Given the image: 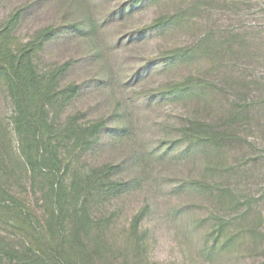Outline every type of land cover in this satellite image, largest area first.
<instances>
[{"label":"rangeland","instance_id":"rangeland-1","mask_svg":"<svg viewBox=\"0 0 264 264\" xmlns=\"http://www.w3.org/2000/svg\"><path fill=\"white\" fill-rule=\"evenodd\" d=\"M73 22L91 23L94 32L43 40L45 30L57 35ZM93 43L113 69L110 86L91 80L102 76L88 57ZM28 47L38 74L62 72L57 90H81L46 105L48 128L37 153L32 129L15 124L0 74V182L21 193L37 228L15 227L0 214L5 264H264V0H0V71ZM170 52L181 55L147 71L149 61ZM173 82H190L192 92L168 97ZM123 104L125 137L88 148L68 134L100 122L114 128ZM244 104L247 112L239 109ZM39 107L35 98L31 109ZM232 108L239 109L234 117ZM196 120L236 138L219 150L195 144L184 132ZM22 151L33 155L29 164ZM131 152L141 154L139 163L110 177L123 184L140 171L139 184L101 196L97 184L85 186L97 169ZM54 176L80 184L59 223L48 221ZM220 219L228 222L222 234ZM232 232L236 239L214 253V237Z\"/></svg>","mask_w":264,"mask_h":264},{"label":"trees","instance_id":"trees-1","mask_svg":"<svg viewBox=\"0 0 264 264\" xmlns=\"http://www.w3.org/2000/svg\"><path fill=\"white\" fill-rule=\"evenodd\" d=\"M140 1V0H137ZM122 11V10H120ZM162 22L158 21L151 28L160 27ZM70 29H64L59 34H55L50 29L44 31V39L45 41H49L53 38H58L61 35H69L72 32H78L79 35H91L94 32V25L89 24H81L78 22H73L70 26ZM93 48L89 51L88 57L89 60L96 64H100L99 73L102 74L99 78L94 77L91 80L94 81L95 85L103 86V85H111L113 83L114 73L113 69L107 65L105 59L102 57V52L97 43L92 44ZM31 48H26L24 50V54L16 57V61L13 58L8 61L7 65H3V71H0L1 76L5 79L8 91L14 101L16 116H15V124L19 127L20 130H26L30 133V129L33 131V148L36 147L37 153L40 151V146L44 141L43 130L48 128L47 118L45 115V107L47 104H53L54 102H65L69 101L76 96L80 92V88L77 85H69L62 90H57L55 85L58 82V76L61 73L55 74L51 77L47 76V73L38 74L35 70V66L30 59L29 50ZM188 50H185L183 53L185 55L188 54ZM181 55L176 52H170L168 55H161L156 57L151 62L147 63V71L150 69H159V68H167L173 62L176 61V58ZM102 57V58H101ZM72 61L65 62L61 67L66 70L71 67ZM99 62V63H98ZM190 82H173L166 86L167 96L179 98L180 96L187 95L192 92V86ZM159 88L158 90H160ZM164 95V93L159 92L152 96V98H159V96ZM37 100L40 103V107L38 111H33L31 109V102L33 100ZM150 98L149 100H152ZM124 110H122L120 118L117 119L115 127L112 129H107L105 122H100L94 125L89 126L86 130L77 131L76 129H69V135H75L77 141L80 140L82 145H86L88 148L92 146H96V148L102 147L105 144L104 140L111 142L114 137H125L128 134L129 126L128 120L125 116L126 111L128 109V105L123 104ZM248 110V105L244 104L239 109ZM239 109L236 110L234 108L231 109L230 115L233 117L239 113ZM200 128V132L196 131L195 128ZM231 127L228 125L227 128ZM188 131V132H187ZM184 132L185 136H189L191 142L197 143L198 145H204L211 150H219L222 148L223 143L231 142L233 138H236V134H233L228 129H216V128H206L205 124L200 123V121L196 120L192 125ZM42 132V133H41ZM106 141V142H107ZM27 146V145H26ZM22 154L25 157V164H29V157L32 158V154L30 156L27 155L26 151H22ZM43 157V155H42ZM55 157L57 155L55 154ZM141 160V154L136 152H131L128 159H124L120 164H112V165H103L101 168L97 169L96 172L91 178L88 179L87 184L85 186L91 187L93 182L97 184L95 188V195L101 196L110 194L112 192H116L117 190L123 189L122 187H131L136 186L140 183L141 174L140 171H137L134 179H131L128 182L121 184L117 181L111 180L112 173H115L121 166H125L129 161L139 163ZM30 172L33 174L35 172L33 167H29ZM51 173L53 170H49ZM53 176V175H52ZM55 179L51 185V189L49 190V201L53 206V215L48 218L50 223H59L62 220V212L63 209L66 208V203L68 198H75L80 195V184L77 180L71 181L68 185H64L63 181H61L57 176H54ZM1 179V175H0ZM55 185V186H54ZM203 184H201L202 186ZM122 186V187H121ZM86 188V189H87ZM227 191H222L219 193V196H223ZM21 193H17L13 191L10 187H6L0 182V214H5L7 218H9L15 227L18 228H28L37 230L34 225L36 220L33 212L27 207L25 200L22 199ZM92 193H90L91 195ZM86 199L82 202L83 208L85 205ZM226 223L225 220L220 219L217 233L222 234L225 230ZM249 232L252 235L258 233V228H253ZM221 235H216L213 239L212 249L214 253H219V251L223 248H228L229 244L232 243L237 235L235 233H231L224 240H220ZM216 250V251H215ZM38 258H42L38 256ZM46 259V258H45ZM0 264H5L3 256L0 255Z\"/></svg>","mask_w":264,"mask_h":264}]
</instances>
